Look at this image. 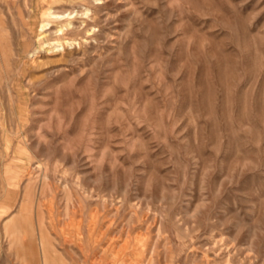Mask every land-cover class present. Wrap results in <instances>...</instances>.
I'll use <instances>...</instances> for the list:
<instances>
[{"label":"rangeland","instance_id":"obj_1","mask_svg":"<svg viewBox=\"0 0 264 264\" xmlns=\"http://www.w3.org/2000/svg\"><path fill=\"white\" fill-rule=\"evenodd\" d=\"M0 264H264V0H0Z\"/></svg>","mask_w":264,"mask_h":264},{"label":"bare ground","instance_id":"obj_2","mask_svg":"<svg viewBox=\"0 0 264 264\" xmlns=\"http://www.w3.org/2000/svg\"><path fill=\"white\" fill-rule=\"evenodd\" d=\"M42 237H43V235H42ZM44 238V237H43ZM44 241V240H43ZM44 255L47 257V255H46V253L44 252ZM48 259V258H47Z\"/></svg>","mask_w":264,"mask_h":264}]
</instances>
